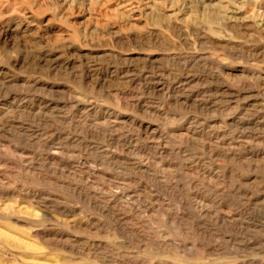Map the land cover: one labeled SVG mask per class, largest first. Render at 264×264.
I'll return each mask as SVG.
<instances>
[{
	"label": "rangeland",
	"instance_id": "374dc122",
	"mask_svg": "<svg viewBox=\"0 0 264 264\" xmlns=\"http://www.w3.org/2000/svg\"><path fill=\"white\" fill-rule=\"evenodd\" d=\"M264 0H0V264H264Z\"/></svg>",
	"mask_w": 264,
	"mask_h": 264
},
{
	"label": "bare ground",
	"instance_id": "6f19581e",
	"mask_svg": "<svg viewBox=\"0 0 264 264\" xmlns=\"http://www.w3.org/2000/svg\"><path fill=\"white\" fill-rule=\"evenodd\" d=\"M263 25H264V22H263Z\"/></svg>",
	"mask_w": 264,
	"mask_h": 264
}]
</instances>
